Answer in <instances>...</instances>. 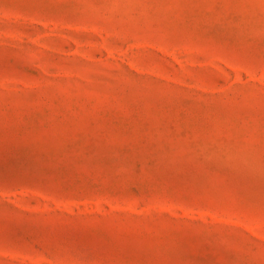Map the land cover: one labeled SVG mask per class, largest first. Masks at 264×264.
<instances>
[{
  "label": "rangeland",
  "instance_id": "rangeland-1",
  "mask_svg": "<svg viewBox=\"0 0 264 264\" xmlns=\"http://www.w3.org/2000/svg\"><path fill=\"white\" fill-rule=\"evenodd\" d=\"M0 264H264V0H0Z\"/></svg>",
  "mask_w": 264,
  "mask_h": 264
}]
</instances>
